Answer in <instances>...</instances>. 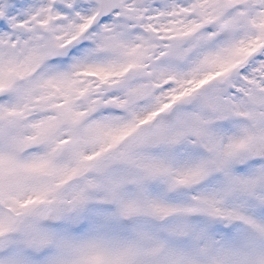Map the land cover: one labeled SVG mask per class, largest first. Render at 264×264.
<instances>
[{"label": "snow or ice", "instance_id": "1", "mask_svg": "<svg viewBox=\"0 0 264 264\" xmlns=\"http://www.w3.org/2000/svg\"><path fill=\"white\" fill-rule=\"evenodd\" d=\"M0 264H264V0H0Z\"/></svg>", "mask_w": 264, "mask_h": 264}]
</instances>
